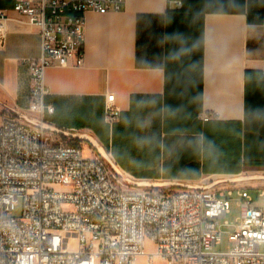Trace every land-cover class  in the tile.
I'll return each instance as SVG.
<instances>
[{
    "label": "crops",
    "instance_id": "obj_1",
    "mask_svg": "<svg viewBox=\"0 0 264 264\" xmlns=\"http://www.w3.org/2000/svg\"><path fill=\"white\" fill-rule=\"evenodd\" d=\"M175 1L87 13L84 65L46 69L49 119L95 137L137 179L264 176V0ZM16 2L0 0L11 17L0 29V100L26 107L41 38ZM109 93L122 112L113 125Z\"/></svg>",
    "mask_w": 264,
    "mask_h": 264
},
{
    "label": "built area",
    "instance_id": "obj_2",
    "mask_svg": "<svg viewBox=\"0 0 264 264\" xmlns=\"http://www.w3.org/2000/svg\"><path fill=\"white\" fill-rule=\"evenodd\" d=\"M126 3L17 0L13 7L38 28L41 52L28 60V106L0 100V264H139L140 257L152 264L155 256L167 264H264V203L248 194L254 188L264 195V185L246 184L264 176L208 175L199 183L137 179L95 137L97 144L49 119L55 107L47 102L46 69L83 66L87 13L119 12ZM9 18L0 7V29ZM121 115L109 93L105 121L113 125ZM235 189L241 213L229 231L232 248L214 250Z\"/></svg>",
    "mask_w": 264,
    "mask_h": 264
},
{
    "label": "rangeland",
    "instance_id": "obj_3",
    "mask_svg": "<svg viewBox=\"0 0 264 264\" xmlns=\"http://www.w3.org/2000/svg\"><path fill=\"white\" fill-rule=\"evenodd\" d=\"M77 142H80V141H76L75 143H77ZM87 152L88 151L86 149V153ZM213 176H214L213 178L224 177V176H218V175H213ZM246 181H248V182H246V184H248V185H262V184L264 185V181H258V180H254V179H252V180L247 179ZM155 182L164 183L166 181L158 180ZM248 194H249V196H252V198L254 199L256 204L262 205L264 203V195H261V191L258 192L257 189L248 188ZM239 199H240V195H239L238 189H235L234 194L231 196V200H230V212L227 214V216L225 218L221 219V223L224 224L223 228H222V230H223V234H222V238H221L222 243L219 245H216L214 247V250L229 251L232 248V242H230V240H229V231L234 227V225L237 222V218L239 217V215L241 213V207L239 205ZM14 215L17 217L22 216V202L21 201L16 204ZM227 222L229 223L228 225L226 224ZM148 248H150V247L148 246ZM153 249H154V247L150 248L151 251H153ZM260 249H261V251L264 252V243L261 245ZM139 264H147L146 258L140 257ZM152 264H167V263L164 260H162L160 257L155 256Z\"/></svg>",
    "mask_w": 264,
    "mask_h": 264
},
{
    "label": "water",
    "instance_id": "obj_4",
    "mask_svg": "<svg viewBox=\"0 0 264 264\" xmlns=\"http://www.w3.org/2000/svg\"><path fill=\"white\" fill-rule=\"evenodd\" d=\"M81 135L82 136H84V137H86V138H88V139H90L91 141H93L95 144H97V142L90 136V135H88L87 133H81ZM100 148L102 149V150H104L103 149V147H101L100 146ZM249 177H256V176H243V178H249ZM257 177H259V176H257Z\"/></svg>",
    "mask_w": 264,
    "mask_h": 264
}]
</instances>
